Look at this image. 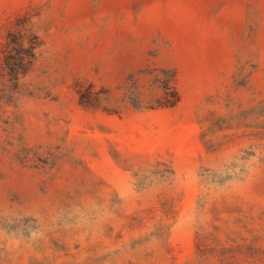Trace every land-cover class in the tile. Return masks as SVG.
Returning <instances> with one entry per match:
<instances>
[{
    "label": "rangeland",
    "instance_id": "rangeland-1",
    "mask_svg": "<svg viewBox=\"0 0 264 264\" xmlns=\"http://www.w3.org/2000/svg\"><path fill=\"white\" fill-rule=\"evenodd\" d=\"M0 264H264V0H0Z\"/></svg>",
    "mask_w": 264,
    "mask_h": 264
},
{
    "label": "trees",
    "instance_id": "trees-1",
    "mask_svg": "<svg viewBox=\"0 0 264 264\" xmlns=\"http://www.w3.org/2000/svg\"><path fill=\"white\" fill-rule=\"evenodd\" d=\"M5 66L8 68L11 78L15 79L19 72V64H16L14 58L8 55L7 57H5Z\"/></svg>",
    "mask_w": 264,
    "mask_h": 264
}]
</instances>
